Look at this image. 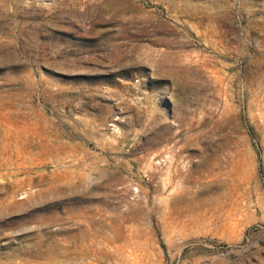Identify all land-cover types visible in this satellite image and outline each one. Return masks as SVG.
<instances>
[{
	"label": "rangeland",
	"instance_id": "1",
	"mask_svg": "<svg viewBox=\"0 0 264 264\" xmlns=\"http://www.w3.org/2000/svg\"><path fill=\"white\" fill-rule=\"evenodd\" d=\"M0 264H264V0H0Z\"/></svg>",
	"mask_w": 264,
	"mask_h": 264
}]
</instances>
